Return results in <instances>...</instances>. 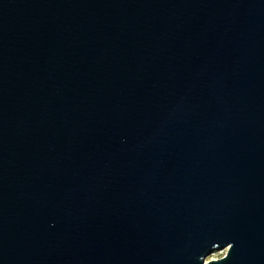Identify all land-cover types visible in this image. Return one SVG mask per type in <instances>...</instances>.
Masks as SVG:
<instances>
[{"label": "water", "instance_id": "95a60500", "mask_svg": "<svg viewBox=\"0 0 264 264\" xmlns=\"http://www.w3.org/2000/svg\"><path fill=\"white\" fill-rule=\"evenodd\" d=\"M0 264H264V0H0Z\"/></svg>", "mask_w": 264, "mask_h": 264}, {"label": "rangeland", "instance_id": "374dc122", "mask_svg": "<svg viewBox=\"0 0 264 264\" xmlns=\"http://www.w3.org/2000/svg\"><path fill=\"white\" fill-rule=\"evenodd\" d=\"M225 253H226V252H225ZM225 253H220L219 251H216L211 257L220 258V257L224 256ZM215 254H217V255L214 256Z\"/></svg>", "mask_w": 264, "mask_h": 264}, {"label": "bare ground", "instance_id": "6f19581e", "mask_svg": "<svg viewBox=\"0 0 264 264\" xmlns=\"http://www.w3.org/2000/svg\"><path fill=\"white\" fill-rule=\"evenodd\" d=\"M227 250H228V248L226 247V248H224V249H222V250H219V252L220 253H225V252H227ZM217 254H215L214 256H216ZM212 256V255H211ZM208 257V260H210V259H213V258H215V257Z\"/></svg>", "mask_w": 264, "mask_h": 264}]
</instances>
